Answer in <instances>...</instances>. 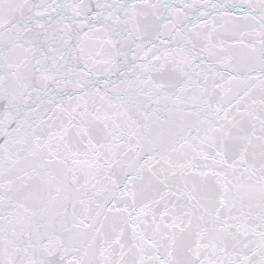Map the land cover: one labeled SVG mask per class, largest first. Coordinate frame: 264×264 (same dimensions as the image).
Instances as JSON below:
<instances>
[{
    "label": "snow or ice",
    "instance_id": "1",
    "mask_svg": "<svg viewBox=\"0 0 264 264\" xmlns=\"http://www.w3.org/2000/svg\"><path fill=\"white\" fill-rule=\"evenodd\" d=\"M0 264H264V0H0Z\"/></svg>",
    "mask_w": 264,
    "mask_h": 264
}]
</instances>
